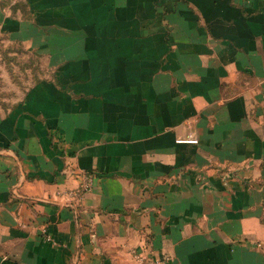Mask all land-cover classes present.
<instances>
[{"label": "crops", "instance_id": "1", "mask_svg": "<svg viewBox=\"0 0 264 264\" xmlns=\"http://www.w3.org/2000/svg\"><path fill=\"white\" fill-rule=\"evenodd\" d=\"M0 38L51 72L0 102V264H264V0H0Z\"/></svg>", "mask_w": 264, "mask_h": 264}, {"label": "rangeland", "instance_id": "2", "mask_svg": "<svg viewBox=\"0 0 264 264\" xmlns=\"http://www.w3.org/2000/svg\"><path fill=\"white\" fill-rule=\"evenodd\" d=\"M50 73L46 56L27 54L21 45L0 38L1 103H11L33 80Z\"/></svg>", "mask_w": 264, "mask_h": 264}, {"label": "built area", "instance_id": "3", "mask_svg": "<svg viewBox=\"0 0 264 264\" xmlns=\"http://www.w3.org/2000/svg\"><path fill=\"white\" fill-rule=\"evenodd\" d=\"M92 186V177L91 175L84 176V181L81 184L80 188L73 190V191H67V195L69 196H82L85 192L89 191Z\"/></svg>", "mask_w": 264, "mask_h": 264}]
</instances>
